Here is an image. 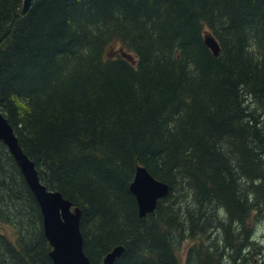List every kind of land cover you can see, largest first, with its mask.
<instances>
[{
    "label": "trees",
    "instance_id": "1",
    "mask_svg": "<svg viewBox=\"0 0 264 264\" xmlns=\"http://www.w3.org/2000/svg\"><path fill=\"white\" fill-rule=\"evenodd\" d=\"M22 2L0 0V113L41 184L81 211L90 263L122 246L113 264H236L233 225L264 216V0ZM137 167L168 187L143 218ZM0 224L15 235L0 233V264H51L1 141Z\"/></svg>",
    "mask_w": 264,
    "mask_h": 264
},
{
    "label": "water",
    "instance_id": "2",
    "mask_svg": "<svg viewBox=\"0 0 264 264\" xmlns=\"http://www.w3.org/2000/svg\"><path fill=\"white\" fill-rule=\"evenodd\" d=\"M31 2L23 0V14ZM204 43L215 57L219 54V45L211 34H204ZM0 141L7 147L39 206L51 264H91L83 252L79 228L81 211L60 193L48 191L41 184L34 163L23 153L12 127L1 113ZM129 191L136 200L139 216L143 218L154 212L157 201L166 196L168 187L151 177L144 168L137 167ZM123 252L122 246L113 248L104 256L103 264H113Z\"/></svg>",
    "mask_w": 264,
    "mask_h": 264
},
{
    "label": "rangeland",
    "instance_id": "3",
    "mask_svg": "<svg viewBox=\"0 0 264 264\" xmlns=\"http://www.w3.org/2000/svg\"><path fill=\"white\" fill-rule=\"evenodd\" d=\"M120 49H122V48H118L117 47V53H121ZM258 218H260V221H258L257 223H255L251 219L253 224H254L255 234L251 235L250 240L248 242L251 244L250 248L254 247V248H256V250L258 252L261 251V253H264V250L261 248V247H264V238H262V236L264 235V216L260 217V215H258L257 219ZM221 231L222 230L217 231V235ZM0 233L2 235H4L5 237H7L10 241H12V242L15 241V235H14L13 229L10 226L0 224ZM211 233H213V232H211ZM222 236H223V234L221 232L219 238L221 239ZM199 245H200V240H198V239H195V240L188 239V240H186L183 243V247L181 248L180 252L178 251L177 258L179 259V261L183 262L184 261V256L187 253V251L189 249H192L193 247L198 248ZM256 258H257L258 261H257V263H254V264H259V261H260L261 258H259L258 256H256ZM227 260L229 261L228 258H227ZM229 264H230V262H229Z\"/></svg>",
    "mask_w": 264,
    "mask_h": 264
},
{
    "label": "flooded vegetation",
    "instance_id": "4",
    "mask_svg": "<svg viewBox=\"0 0 264 264\" xmlns=\"http://www.w3.org/2000/svg\"><path fill=\"white\" fill-rule=\"evenodd\" d=\"M251 216L253 217V212L250 213V216L248 217L247 221L237 222L233 225V230L237 238H241L243 243L245 244V246H243L242 248L241 246L238 247L237 250L234 252V255L236 257V264L243 263V257L246 259L247 255H250V257H252L253 259L251 264L257 263L258 260L256 256L261 258L259 264H264V253H261V251L258 252L254 247L250 248L251 244L248 242L250 240L251 235L255 234V228L251 220ZM262 238H264V235L262 236ZM261 248L264 250V247ZM248 262L249 261H247V264Z\"/></svg>",
    "mask_w": 264,
    "mask_h": 264
}]
</instances>
